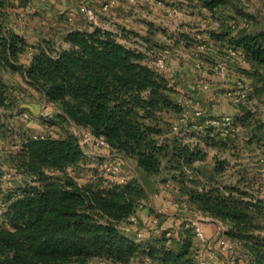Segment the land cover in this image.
Here are the masks:
<instances>
[{
    "label": "trees",
    "instance_id": "obj_1",
    "mask_svg": "<svg viewBox=\"0 0 264 264\" xmlns=\"http://www.w3.org/2000/svg\"><path fill=\"white\" fill-rule=\"evenodd\" d=\"M203 3L215 11L227 1ZM10 8L8 0H0V106L8 108L9 85L2 75L18 73L48 102L59 106L61 123L104 138L112 153L121 160H135L146 174L166 172L176 182L206 160V147L228 148L230 138L215 127L206 126L199 134L168 136L172 122L167 117H180L184 111L174 98L175 85L144 63V53L128 47L114 33L98 27L70 29L62 37L65 45L57 46L50 39L30 44L14 29ZM232 26L213 32L212 37L252 63L245 70L257 82L252 94L264 97V30ZM29 51L32 58L27 65L23 57ZM235 120L243 128L252 123L259 130L264 127L250 111ZM11 132L0 118V134ZM18 135L20 145L7 162L30 181L4 199L0 264H71L94 259L111 264H143L145 260L199 264L187 234L180 248L166 237L139 241L131 219L149 194L138 178L120 183L97 177L80 183L71 174L87 158L77 134L32 136L20 131ZM193 137L199 143L192 148L185 139ZM254 139L264 141V133L250 142ZM229 166L228 161L217 160L213 174L221 175ZM189 201L229 226L226 237L240 248L239 258L247 264H264V200L252 194L249 185H226L214 179L191 191Z\"/></svg>",
    "mask_w": 264,
    "mask_h": 264
},
{
    "label": "rangeland",
    "instance_id": "obj_2",
    "mask_svg": "<svg viewBox=\"0 0 264 264\" xmlns=\"http://www.w3.org/2000/svg\"><path fill=\"white\" fill-rule=\"evenodd\" d=\"M8 1L11 5L9 11L11 13L13 25L25 28L30 37L39 36L37 37L39 39L38 42L42 39H50L55 41L57 46L65 45L62 37L67 28L60 23H69L67 18L71 12L68 9L66 10V8L74 6L78 9L82 2L81 0ZM226 1L227 4L219 8V11L215 12L217 16L219 15L221 17L219 19L223 20L219 23L218 27H214L215 29L211 30L212 33H219V30H221V32L230 30L228 23L224 22L228 19L234 20L232 25L237 23L235 30L242 27V19L238 21L237 18L230 15H233L234 13L238 14L237 11L243 12L250 18L251 29H254L253 26H256L257 24L264 27V2L260 4L258 2V5H256L254 0ZM98 2L102 3L101 7H99ZM98 2H94L97 7L94 6V3L91 7L99 13L104 22L112 23L111 28H113L115 32L123 35V41L125 40L138 51L140 49H145V47L148 50L154 51L155 54H152L151 56H154L155 59L158 55H165L167 57V63L173 61V64L175 63V66L179 68L178 72H175V74L165 71L164 74L168 75L175 85L177 90V93L174 96L175 100L183 98L186 101H189L187 110L190 112L192 116L191 121L194 124L201 125L204 120L208 118L206 117L207 111L205 109L208 103L214 105L219 104L217 101V92L226 97L225 94L230 88L236 86L238 81H243L237 79L235 83L232 84L233 77L231 75L229 81L224 82L213 73L212 67L217 61L226 63L231 71L233 67L229 65V62L233 58H226L221 54H218L220 57L214 59L211 58L208 49L211 48V44H216L208 40L191 39L190 42H188L187 40L181 39L185 35H188L184 34L186 33V29L184 25H176L166 19L168 18L169 13L164 1L135 0L134 2H131L130 0H117L118 4L110 8L107 12L103 11L105 0H98ZM152 2H155L157 5H154ZM144 4L148 7L145 8L143 6ZM252 9H254L255 12L253 15ZM68 12L70 13L67 14ZM123 14V20H127L126 23L121 22V15ZM217 16L212 17L213 19H217ZM200 17L201 16H198V19L196 20L199 24ZM69 24L76 25V19ZM188 24H185V26L190 30L192 27ZM180 28H182L181 31L183 32H178ZM193 28L199 29L201 26ZM146 31H149L147 36ZM174 33H179V38L174 36ZM195 33L201 34L199 30ZM151 56H149V59L153 60L151 59ZM25 61L26 60H24V63H26ZM207 63L210 64V70L206 67ZM244 66L249 67V64H244ZM207 71L209 73H205ZM207 74H213L216 78H207ZM2 76L5 82L8 83L9 88L8 99L6 100L8 108L0 106V118L6 121L7 125L11 127L12 132L7 134V136L0 134V213L5 208V197L10 194H17L18 191L30 181L21 170L12 167L7 162L9 155L15 153L20 145L18 135L20 131L32 136L55 135L58 137H63L66 132L75 133L79 136L81 132L88 131L86 129L75 128L73 124L61 123L57 119V113L60 110L59 106L45 100L44 95L29 86L20 74L4 73ZM207 82L210 84L214 83L220 88L211 92V88L206 85ZM244 83L247 84L246 82ZM229 85L231 86L229 87ZM247 85H249V87L250 85L253 86L251 83H248ZM250 89L251 92L248 102L240 107H248L251 100L254 98L252 88L250 87ZM226 100L228 101V104H232L227 97ZM198 111H201V116H195ZM167 119L172 122V126L177 125L180 121V117L176 115L168 116ZM168 136H172V132L169 133ZM228 137L231 142L227 149H209L206 160L204 162L196 163L194 171L191 169L187 170L186 176L183 177L180 182L174 181L170 174L166 172L159 176H145V184L153 186V190L159 195V198L155 201V206L153 205L156 210L151 212L153 219H156L157 223H159L157 224L158 226L165 224L169 218V216L163 214L164 212L183 214L189 219V221L198 218L206 219L209 217L200 212L197 206L189 201V193L191 191L200 190L205 184L214 179H218V181H221L222 183H229L232 181V175L224 177L223 175L220 176L213 174V167L217 160L219 162H233L235 158L238 159L240 157L235 150L238 147H243L241 145H246L244 139L243 142L240 143V140L245 137L244 135L238 136V133H232L229 134ZM86 150L87 158L85 162L80 167L70 170L71 174L80 183H86L97 177H105L108 181L122 183V180H125L127 176H135V164L133 162H128V164L124 165L123 160L111 153L108 148L99 147L91 143ZM241 159L247 161L249 157L243 155L241 156ZM110 167H113L114 170L117 168V172L113 175L109 174ZM158 182L163 185L157 187L156 184H158ZM166 202L172 203L174 209H171L169 203ZM204 222L205 221L200 220L202 228L205 227L203 225ZM221 223H223L221 226H224V222L221 221ZM211 228L212 236L209 239L206 238V242L198 240L192 231L185 230V233L192 241V252L194 255L201 257L205 261H207L205 255L208 253L210 256L212 254L218 255V253L225 251H233V246L227 250L222 249L219 244L221 235H216L218 226L212 225ZM208 245H211V247ZM174 247L178 248L177 245ZM212 261L209 263L213 264ZM71 264L109 263L94 259L87 262H74Z\"/></svg>",
    "mask_w": 264,
    "mask_h": 264
},
{
    "label": "crops",
    "instance_id": "obj_3",
    "mask_svg": "<svg viewBox=\"0 0 264 264\" xmlns=\"http://www.w3.org/2000/svg\"><path fill=\"white\" fill-rule=\"evenodd\" d=\"M106 1V0H105ZM165 2V5L167 6V10H168V18H166L167 20H169V22H172L176 25H184L185 29H186V33L184 34H188L185 35L187 38H189L187 41L190 42L191 39L194 40H208L210 42L215 43L216 45H210L211 48L208 49L209 51V55L211 56V58H217L220 57L218 54H221L222 56L224 55V57H226V48L228 47V44L225 42H217L213 37H212V31L213 29H215L214 27H218L219 23L223 20V19H219L221 18L219 15L217 16V14L215 12L219 11V8L215 11H210L207 7L204 6L203 1L204 0H194V1H187V0H162ZM255 4L258 5L260 3H263L264 0H254ZM94 2H98V0H90L89 3L90 5H92ZM99 3V7H101L102 3ZM154 5H157L155 2H152ZM67 4V3H66ZM95 7L96 3H94ZM145 8H147V5H143ZM70 7V6H69ZM67 7L66 10H70L71 13H74L76 15V25H72V24H67L65 22H61L60 24L65 25V27L67 28L66 32L70 29H87L88 26L86 25V23L84 22L81 14L77 11L76 7H71L69 8ZM258 7V6H257ZM253 10V14H255L254 9ZM256 11V10H255ZM70 12H68L67 14H69ZM252 12V11H251ZM232 17L237 18L238 21L241 20V18L238 16L237 13H234L233 15L230 14ZM121 22L126 23L127 20H123L124 18V14L121 15ZM201 16L199 18L200 24L196 22V20L198 19L197 17ZM212 16H217V19H213ZM225 23L227 22L228 25L232 26V23L234 22V20H227L224 21ZM65 23V24H64ZM189 23V24H188ZM185 24L187 25H191V29L188 30V28L185 26ZM235 24V23H234ZM233 24V25H234ZM72 25V26H70ZM197 26H201V28L199 29H195L193 27H197ZM254 30H264V27H262V25H256L253 26ZM14 29L22 36H24V38L30 43V44H37V42L39 41V39L37 37H30L28 36V32L25 30V28L21 27V26H17L14 25ZM182 28H180L178 30V32H183L181 31ZM199 30L201 32V34H196L195 32ZM190 31V32H189ZM149 31H146V36L148 35ZM175 32V31H173ZM221 32V30H219V33ZM175 34V33H174ZM183 34V33H182ZM174 36L179 38V33L175 34ZM185 37V38H186ZM151 38V37H150ZM183 39V38H181ZM179 40V39H177ZM186 40V39H185ZM31 58H32V52L29 51L24 57H23V62L24 60H26V64L30 65L31 62ZM244 64H249V67H245ZM207 68L210 70V64L207 63L206 64ZM229 65L231 67H233V69H231L230 73L233 77V81L232 84L235 83V81L237 79H241L244 82L251 83L253 84L250 85V87L252 88V92H253V88L254 86L257 84L256 79L253 78L252 76H249L246 74L245 69H251L252 68V63L250 61H245L239 57H236L234 59H232L229 62ZM178 67L175 66V63L173 64L172 62L167 63L166 66V70L165 72H172V74L175 72H178ZM208 70V71H209ZM205 72V73H209V72ZM166 75V74H165ZM168 78H170L168 75H166ZM207 78H216L213 74H207ZM209 88H211V92L213 90H217L220 87L216 86V84L212 83H208L206 84ZM231 85H229L230 87ZM217 97H218V105H214V104H209L205 107L207 114L206 117L208 118H214V117H218V116H222V115H231L234 118L242 116L243 114H245L246 112H251L252 114L255 115V117L259 120L262 121L264 123V97H254L249 106L248 107H237L234 106L233 104H228V101L226 100V97H224V95L222 96L221 94H219L217 92ZM45 98V96H44ZM45 100H47L45 98ZM241 126V125H240ZM242 131L240 133H238V136H242L244 135L245 137L242 138V140H240V143L243 142V139L245 140L244 143H246V145H241L243 147H238L235 152H237V155H239L240 157L238 159L235 158V160L233 162H229L230 166L227 168V170L222 173L220 176H224V177H228L229 175H232V181L227 183L224 182V184H228V185H235V184H241L243 186L245 185H249L250 190L252 192V194H254L256 197L263 199L264 200V141L258 143L256 141V139L253 140V142L251 143L250 140L254 135H258V134H262L264 133V127L263 129L259 130L256 127L255 123H252L249 127H242ZM195 139V137H194ZM197 139V138H196ZM199 142V140H198ZM203 146V144H201ZM212 147H206V151L209 153V149H211ZM109 151L112 153V151L109 149ZM115 156H118V154L113 153ZM243 155H247L249 157V159H247V161H244L243 159H241V156ZM128 162H133L135 164V176H127L125 178L124 181H127L131 178H138L143 185L145 186L148 194H149V199L138 208L136 214L132 217L131 221L133 222V224L130 226L132 231L137 234V237L139 238V241H146V240H151V239H157V238H161V237H166V238H171L170 244L174 247L175 245L178 246V248L182 247L183 243H184V239L186 238V233H185V224L187 222H189V219L180 213H163L166 214L167 216H169L167 222L165 224H163L162 226H158L157 224V220L153 219V215L151 212H154L156 210L155 207H153V205L155 204L156 199L159 198V195L153 190V186H148L145 184V176H150L148 174H146L143 170H141L136 161L133 159H123V164H128ZM198 163V162H197ZM195 166V165H194ZM215 169V165L213 167V171ZM243 178H245V181H243ZM122 180V181H123ZM162 183L156 184L157 187L162 186ZM161 193V192H160ZM168 201V200H166ZM169 203V202H166ZM155 206V205H154ZM169 206L171 209H174V205L172 203H169ZM202 221H205L203 223V225L205 227H203V231L205 234V237L207 239H209L212 235V225H217V231H216V235H221V237H225L226 236V231L228 229V225L224 223V226H221V221L213 219V218H206V219H202ZM173 242V243H172ZM236 245H234L233 247V251L229 252V251H225V252H221L218 253V255H215L214 257H211V255L209 256V253L205 255V258L207 260V263L210 264L209 262L212 261L213 264H247V262L245 261L244 258H239V254H241L242 252L239 253L240 248H236ZM235 250H238L235 251ZM230 255V256H229ZM241 257V256H240ZM213 258V259H212ZM198 261L201 259V257H197ZM109 263V262H106ZM111 264V263H109ZM138 264V263H136ZM143 264H155L154 262L150 261V260H145L143 262Z\"/></svg>",
    "mask_w": 264,
    "mask_h": 264
},
{
    "label": "built area",
    "instance_id": "obj_4",
    "mask_svg": "<svg viewBox=\"0 0 264 264\" xmlns=\"http://www.w3.org/2000/svg\"><path fill=\"white\" fill-rule=\"evenodd\" d=\"M81 4L77 11L81 14L84 22L88 26V28L93 29L95 27L101 28L103 30L110 31L117 35V38L119 41L122 43L126 44L128 47L135 49L132 47L130 44H128L125 40L123 41V35L121 33H117L111 28V22H104L102 20V17L97 13L96 10H94L89 1L90 0H81ZM131 2H134L135 0H130ZM194 1V0H190ZM117 0H106L104 5H103V11L107 12L110 8L116 6ZM76 18V15L74 13H70L67 20L69 23H72L74 19ZM242 26L249 28L250 27V22L247 20H242ZM136 50V49H135ZM139 52H142L146 55V59L144 61L145 64H147L149 67L157 71L158 73L163 74L164 71L166 70L167 66V57L165 55H158V57L155 59L154 56L152 57V54H155L154 51L148 50L146 47L145 49H140ZM226 58H236L238 57L237 52L232 48V47H227L226 50ZM166 53V52H165ZM149 56H151L153 60L149 59ZM213 73L218 76L222 81L228 82L231 73L228 65L226 63H222L217 61L213 67H212ZM171 85H174L173 81L171 80ZM251 89L249 85L245 84L243 81H238L236 83V86L233 88H230L225 94V96L229 99V101L234 104L235 106H243L245 105L248 100H249V95H250ZM177 103L183 107L184 111L180 116V121L177 125H174L172 128V135H181L184 136L187 132H193L196 134L202 133L204 131V127H215L219 130L222 131L224 136H227L232 133H240L242 131V128L240 125L236 124V120L233 116L230 115H222L214 118H206L204 122L201 125H196L194 124L192 120V116L190 112L187 110V106L189 101H186L183 98H178ZM202 113L201 111H198L195 116H201ZM198 130V131H197ZM80 139V143L85 150V153L87 155V148L89 144L93 143L96 146L103 147V148H108L110 149L108 143L105 141L104 138L102 137H97L95 136L92 132L88 131H83L80 133L78 136ZM185 143L189 144L192 148L195 147L199 142L198 139L193 138H187L185 139ZM112 168V169H110ZM109 168V174L113 175L117 172V168L115 170L113 167ZM125 181L123 180L122 183ZM200 218L189 221L185 224L186 229H190L194 234L195 237L200 240L201 242H206V237L204 234V231L201 227L200 224ZM220 246L222 247L223 250H227L231 248L232 246L234 247V243L229 240L226 236L221 237L219 241ZM211 247V245H208ZM215 255H211V257H214ZM199 264H208L207 261L204 259L199 260Z\"/></svg>",
    "mask_w": 264,
    "mask_h": 264
}]
</instances>
